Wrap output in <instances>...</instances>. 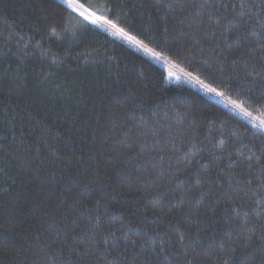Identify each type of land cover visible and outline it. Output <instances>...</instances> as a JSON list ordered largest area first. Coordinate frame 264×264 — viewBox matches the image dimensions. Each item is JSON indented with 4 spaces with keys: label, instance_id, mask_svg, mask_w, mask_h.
<instances>
[{
    "label": "trees",
    "instance_id": "obj_1",
    "mask_svg": "<svg viewBox=\"0 0 264 264\" xmlns=\"http://www.w3.org/2000/svg\"><path fill=\"white\" fill-rule=\"evenodd\" d=\"M77 1L264 116V0ZM0 264H264V133L59 1L0 0Z\"/></svg>",
    "mask_w": 264,
    "mask_h": 264
},
{
    "label": "rangeland",
    "instance_id": "obj_2",
    "mask_svg": "<svg viewBox=\"0 0 264 264\" xmlns=\"http://www.w3.org/2000/svg\"><path fill=\"white\" fill-rule=\"evenodd\" d=\"M57 1L60 2V0H57ZM76 2L78 4H81L77 0H76ZM84 8L87 9L88 12H95L97 15L107 18L104 15L103 11L93 10V9L86 7V6H84ZM70 10L74 14L81 17L79 15V12L73 11L72 9H70ZM94 26L101 29L103 32L107 33L112 38L116 39L117 41H119V42L125 44L126 46L130 47L131 49H133L137 53L141 54L142 56H144L145 58L150 60L152 63H154V64L158 65L159 67H161L162 69H164L166 72L167 79L170 83L184 84V85L198 91L207 99H210V100L216 102L218 105H220L227 112H229V113H231L237 117H240L241 119L245 120L246 122L251 124L253 127L257 128L258 130H260L264 133V124L260 123L262 120H264V116L254 114L253 112L246 109L242 104L238 103L237 101L231 99L230 97H228L224 94H223V96H217L215 94H210V93L206 92L203 85H208L207 83L203 82L197 76L193 75L192 73L187 71L185 68H183L180 64L174 62L173 60L169 59L165 55L161 54L162 58L156 59L153 56L143 52L142 50H138L136 47L131 46L126 40L122 39L121 37L112 35L110 30L105 31L103 26H97V25H94ZM148 47L151 48L150 46H148ZM151 49H153V48H151ZM154 52H157V51L154 50ZM173 65H175V66H173ZM197 81H200V83H197ZM210 87H212V86H210ZM217 92H220V91L217 90ZM232 101H235L236 105H239V107H236L235 105H233Z\"/></svg>",
    "mask_w": 264,
    "mask_h": 264
},
{
    "label": "snow or ice",
    "instance_id": "obj_3",
    "mask_svg": "<svg viewBox=\"0 0 264 264\" xmlns=\"http://www.w3.org/2000/svg\"><path fill=\"white\" fill-rule=\"evenodd\" d=\"M60 2L64 4L68 9L79 12V15L83 18L84 21H87L92 25L103 26L105 31L110 30L112 35L121 37L122 39L126 40L131 46L136 47L138 50H142L143 52L153 56L156 59L162 58L161 53L154 52V50L144 44L142 40L137 39L136 35H132L128 31H125V28L120 27L117 22H114L113 20L107 19L103 16H99L95 12H88V10L85 9L82 4H78L76 0H60ZM245 6L246 5L242 0L240 7L243 8ZM262 32H264V29H262ZM261 39H264V36H262ZM261 47L262 49H264V45H262ZM197 83H200V81H197ZM203 87L205 88L206 92L210 94L223 96L222 92H217L215 88H212L209 85H203ZM232 103L236 107H239V105H236L235 101H232ZM260 123L264 124V120H262Z\"/></svg>",
    "mask_w": 264,
    "mask_h": 264
}]
</instances>
